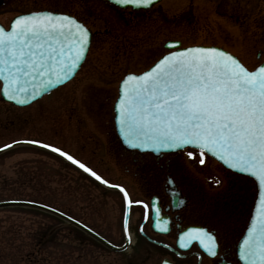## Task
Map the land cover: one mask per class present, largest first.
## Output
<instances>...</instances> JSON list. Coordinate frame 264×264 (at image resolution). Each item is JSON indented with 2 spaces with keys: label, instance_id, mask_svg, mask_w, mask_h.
I'll use <instances>...</instances> for the list:
<instances>
[{
  "label": "rangeland",
  "instance_id": "rangeland-1",
  "mask_svg": "<svg viewBox=\"0 0 264 264\" xmlns=\"http://www.w3.org/2000/svg\"><path fill=\"white\" fill-rule=\"evenodd\" d=\"M36 1L39 0L20 3L57 11L67 10L71 4L72 11L87 15V24L93 31L92 42L84 63L66 84L24 107L0 100V146L21 138L54 145L107 181L125 185L134 201L140 194L130 184L127 169L112 161L116 154L104 134L107 119L96 114L95 99L105 102L108 95L105 107L110 106L120 76L146 67L167 50L163 47L167 39H178L180 45L224 47L249 67L264 59V19L258 20L257 10L261 7L258 0H160L133 14L126 9L116 10L103 0H43L39 6ZM186 155L188 158L187 152ZM202 160L195 166L187 161L181 172L202 187V191L195 187V196L211 200L217 194L213 187L224 188L226 178L217 172L218 166L212 159ZM4 198L41 201L67 212L112 242L122 239L120 194L39 147L18 144L0 152V199ZM221 206L216 208L218 216L223 215ZM225 210L234 209L227 206ZM136 217L137 213L130 217L131 226ZM246 217L243 214L238 223L227 219L228 229L236 231L240 226L241 230ZM131 235L132 245L114 252L46 211L3 206L0 264H32L35 257L42 264H140L129 257L131 247L139 243L137 233ZM33 243H43L44 253L31 254Z\"/></svg>",
  "mask_w": 264,
  "mask_h": 264
},
{
  "label": "snow or ice",
  "instance_id": "snow-or-ice-1",
  "mask_svg": "<svg viewBox=\"0 0 264 264\" xmlns=\"http://www.w3.org/2000/svg\"><path fill=\"white\" fill-rule=\"evenodd\" d=\"M116 3L139 7L152 0ZM89 43V30L65 12L42 9L16 15L8 27H0V92L8 100L25 104L41 90L66 81ZM114 107L116 124L130 147L159 150L192 145L201 156L211 153L229 169L255 178L259 185L257 212L239 243V258L245 264H264V63L250 70L233 54L215 46L169 51L146 71L128 74L120 81ZM27 143L58 153L108 184L61 148L37 140ZM112 187L124 193L127 216L131 203L127 192L119 185ZM144 209L148 219L149 206ZM151 215L157 219L161 215L155 198ZM123 231L127 237V219ZM192 240L209 256L216 254L212 233L189 228L180 234L179 246L186 248Z\"/></svg>",
  "mask_w": 264,
  "mask_h": 264
},
{
  "label": "flooded vegetation",
  "instance_id": "flooded-vegetation-1",
  "mask_svg": "<svg viewBox=\"0 0 264 264\" xmlns=\"http://www.w3.org/2000/svg\"><path fill=\"white\" fill-rule=\"evenodd\" d=\"M42 1H36V5H40ZM258 1L261 7L257 10V15L259 16L258 20L261 21L264 19V0ZM28 6L32 5L20 3V0H0V23L5 25L14 13ZM71 8L72 5L68 4L67 10L64 12L87 24L88 16H80ZM126 10L132 14L134 12V10ZM88 15L92 17L91 13ZM106 101H97L96 109L97 114H101L107 119L105 122L107 126L106 135L110 142L108 144L111 145V150L116 154L115 157L113 155L114 158L111 157L112 161L127 169L130 184L134 185L136 192L140 194V198L136 201L141 203H135L136 201L130 197L128 232L130 233L133 229L132 233L135 232L139 236V243L131 247L133 251L129 257L139 261L140 264H240L236 257V243L246 224L252 204L254 195L252 180L233 173L229 176L228 181L226 180L227 186L225 188L213 187L214 192L217 193L216 197L207 200L204 196H195V187L201 191L203 189L196 186L198 184L193 179H189V176L182 174L181 171L184 166L179 162V151L155 154L126 148L115 134L111 105L106 108ZM102 116L100 118L103 119ZM124 187L130 195L128 188ZM153 198L156 199L161 211L156 222L159 228L166 229L162 233L154 232L151 229V202ZM144 205L149 206L148 219L145 218ZM219 205H222V216L217 215L216 208ZM212 206L216 211L212 209ZM227 206L234 210L226 212ZM131 212L137 213L138 216L132 226L130 217L133 214ZM243 214H247V217L241 230L239 229L240 226H237L236 231L235 229H228L227 219L233 222L238 220V223ZM119 224L122 233L123 213ZM193 227L203 228L214 235L217 244L214 256L205 254L194 241H190L186 248H181L176 243L182 232ZM123 238L116 243H122ZM129 243L128 247L132 245V242Z\"/></svg>",
  "mask_w": 264,
  "mask_h": 264
},
{
  "label": "water",
  "instance_id": "water-1",
  "mask_svg": "<svg viewBox=\"0 0 264 264\" xmlns=\"http://www.w3.org/2000/svg\"><path fill=\"white\" fill-rule=\"evenodd\" d=\"M110 1H112V2H114V3H116V0H110ZM156 0H152V3L153 2H155ZM117 4V3H116ZM118 5H125V4H118ZM133 8H139V7H146V6H139V7H137V6H135V5H131ZM147 6H149V5H147ZM177 51H179V50H177ZM80 63V62H79ZM264 63V62H263ZM3 87V84L1 85V88ZM52 87H54V86H52ZM52 87H50V88H47V89H44V90H41V93H43V92H45V91H48L49 89H51ZM0 96H1V98H3V99H5V100H8L3 94H2V92H0ZM35 97H37V96H34L33 97V99L35 98ZM8 101H12V100H8ZM30 101V100H29ZM29 101H27V102H29ZM13 103H15V104H18L17 102H15V101H12ZM26 102V103H27ZM25 103V104H26ZM18 105H21V104H18ZM114 109H115V107H114ZM115 119V118H114ZM115 125H116V129H117V131H118V133H119V135L121 136V134H120V131H119V128H118V126H117V124H116V120H115ZM121 138H122V136H121ZM123 139V138H122ZM27 141H30V140H20V141H15V142H13V143H11V144H8L9 146L10 145H12V144H17V143H27ZM31 144V143H30ZM35 145H38V146H40L39 144H35ZM129 146V145H128ZM190 146H192V145H190ZM5 147H0V151L1 150H3ZM176 148H179V147H174V148H161V149H163V150H168V149H176ZM142 149V148H141ZM144 149H152V150H157V149H155V148H144ZM160 150V149H159ZM209 154H211V153H209ZM212 155V154H211ZM213 156V155H212ZM215 157V156H214ZM217 160H219L217 157H215ZM220 161V160H219ZM222 164H223V162L222 161H220ZM224 165V164H223ZM226 166V165H225ZM227 167V166H226ZM254 178V177H253ZM255 179V178H254ZM256 181V180H255ZM256 184H257V196H256V199H255V202H254V205H253V209H252V212H251V216H250V220H249V223H248V225H247V228H246V230H245V233H244V235H246L247 234V229H248V227L250 226V224H251V218H252V216L253 215H255L256 214V212H257V203H258V201H259V185H258V182L256 181ZM106 185H109V184H106ZM109 186H112V185H109ZM5 205H27V206H32V207H37V208H41V209H44V210H46V211H49V212H51V213H54V214H56V215H58V216H60V217H62V218H64V219H66L67 221H69V222H71V223H73L74 225H76V226H79L80 228H82L83 230H85L86 232H88L90 235H92V236H94L95 238H97L99 241H101L103 244H105L106 246H108V247H110V248H113V249H121L123 246H121V247H116V246H114V245H112V244H110V243H108L105 239H103L102 237H100V236H98L96 233H94L93 231H91L89 228H87V227H85L84 225H82V224H80L78 221H76V220H74L73 218H71V217H69V216H67V215H65V214H63L62 212H60V211H58V210H56V209H54V208H52V207H49V206H46V205H43V204H40V203H37V202H33V201H29V200H22V199H18V200H1L0 201V206H5ZM244 235H243V237H244ZM243 237L241 238V240L243 239ZM240 240V241H241ZM240 243V242H239ZM244 264H245V262L244 261H242Z\"/></svg>",
  "mask_w": 264,
  "mask_h": 264
},
{
  "label": "trees",
  "instance_id": "trees-1",
  "mask_svg": "<svg viewBox=\"0 0 264 264\" xmlns=\"http://www.w3.org/2000/svg\"><path fill=\"white\" fill-rule=\"evenodd\" d=\"M44 249H45V247H44L43 243H33L32 248L29 252H31V254H35V255L40 256V254L44 253L43 252ZM2 254H3V252L0 251V256H2ZM28 256H30V255H28ZM35 258L36 259L33 260L32 264H42L41 262H39L38 257H35Z\"/></svg>",
  "mask_w": 264,
  "mask_h": 264
}]
</instances>
